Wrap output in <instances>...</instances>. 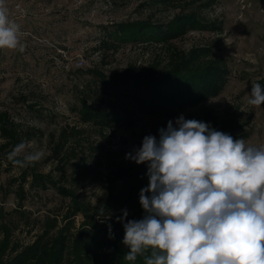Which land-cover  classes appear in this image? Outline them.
<instances>
[{"label": "rangeland", "instance_id": "obj_1", "mask_svg": "<svg viewBox=\"0 0 264 264\" xmlns=\"http://www.w3.org/2000/svg\"><path fill=\"white\" fill-rule=\"evenodd\" d=\"M140 0H6L10 19L21 26V38L25 51L0 49V109L11 108L23 127L34 126L41 133L21 142H28L27 151L43 152L37 167L42 172H51L65 181L69 178V165L60 162V155H54L53 147L64 141L61 155L76 154L90 167L97 159L104 172L111 161H127V153L138 149L146 135L159 139L160 128L167 122L183 115L208 123L215 130L222 131V118L234 116L242 124L240 139L254 146L264 145V104L253 107L247 104L248 93L254 83L264 87V0H216L207 10L210 20L219 28L214 30H190L173 40L183 50L194 46H209V52L223 64L218 91L203 102L178 108L169 115L143 114L133 124L113 125L107 130L89 123H82L77 108L82 90L94 87L96 79L91 73H79L77 68H96L103 74L119 70H142L147 66L164 63L169 50L166 46L132 42L121 43L116 50H97L99 38L105 28L117 22L130 21L151 16L164 21L171 14L166 7L143 9ZM20 92L40 95L46 108L42 115H33L11 99ZM84 92V91H83ZM113 101V103L111 101ZM98 105L121 106L118 97L94 95ZM72 128H80V134H72ZM114 128V129H113ZM64 131V137L60 134ZM0 142L2 139L0 138ZM95 146L98 147L97 149ZM23 155V154H22ZM134 162V161H132ZM135 163V162H134ZM58 165L63 166L57 169ZM148 170L147 163L142 164ZM0 167V186L14 188L12 178L20 172L18 167ZM27 190L23 208L28 218L20 219L14 231V238L23 243L31 242L41 230V220L47 214L62 212L67 199L62 198L55 188L45 191ZM3 188V187H2ZM0 188V206L4 210L14 208V195L5 194ZM84 201L95 203L105 193L101 181L86 182L78 189ZM113 216H108L110 220ZM82 218L76 217V223Z\"/></svg>", "mask_w": 264, "mask_h": 264}, {"label": "trees", "instance_id": "obj_2", "mask_svg": "<svg viewBox=\"0 0 264 264\" xmlns=\"http://www.w3.org/2000/svg\"><path fill=\"white\" fill-rule=\"evenodd\" d=\"M215 3L216 0H140L138 5L143 9L166 7L171 14L164 21L147 16L105 28V34L97 42V50H116L121 43L142 42L166 46L169 55L164 63L142 70H119L105 75L96 68H77V72L91 73L96 79L94 87L88 86L86 91L80 92L77 111L81 122L95 125L103 133L115 124H133L140 115H169L178 108L198 104L216 94L223 64L210 54L209 46L183 50L173 44L174 39L190 30L219 28L206 13ZM100 93L110 99L118 97L124 104L119 107L98 105L93 99ZM39 97L33 92H20L11 100L19 110L24 108L33 115H42L46 110L45 97L42 96V100ZM16 117L11 108L0 109V167L5 163V167L20 168L19 174L12 178V183H17L14 188L0 186L5 194L14 195L15 203L9 211L0 206V264H143L142 257L135 262L124 260L128 248L122 243L124 229L117 218L123 215L124 209L128 220L143 217L139 193L149 183L144 165L131 160H113L102 172L98 168L102 165L100 159L90 167L73 158L75 153L61 155L65 139L58 140L53 150L56 157L60 155L61 163L69 165L67 183L51 172L40 171L37 163L28 167L14 165L8 160L13 148L23 139L41 133L34 126L23 127ZM241 126L234 116L222 118L219 124L221 132L230 134L233 139H240ZM82 131L72 128L69 133L78 135ZM64 133L62 131L60 139L65 138ZM93 149L98 150V147ZM56 168L62 169L63 166ZM95 181L103 183V197L95 203L84 201L78 189L86 182ZM26 183L28 190L55 188L62 198L67 199V204L62 212L47 214L41 220L40 232L31 242L23 243L14 238L19 220H15L12 213H17L20 219L28 218L23 208ZM110 215L113 218L106 220ZM77 216L82 218L78 223Z\"/></svg>", "mask_w": 264, "mask_h": 264}, {"label": "clouds", "instance_id": "obj_3", "mask_svg": "<svg viewBox=\"0 0 264 264\" xmlns=\"http://www.w3.org/2000/svg\"><path fill=\"white\" fill-rule=\"evenodd\" d=\"M21 26L0 0V49L25 51ZM247 104H264V87L254 83ZM146 135L125 159L148 165L140 190L141 219L118 217L124 229V260L143 264H264V145L215 130L180 115ZM28 142L8 154L28 167L43 157ZM23 154V155H22ZM22 156V158H20ZM102 215V214H101ZM111 230V229H110Z\"/></svg>", "mask_w": 264, "mask_h": 264}]
</instances>
